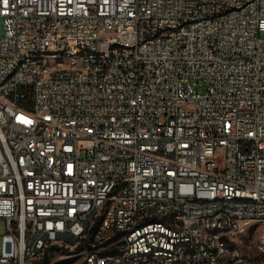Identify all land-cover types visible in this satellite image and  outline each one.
<instances>
[{
  "label": "built area",
  "instance_id": "obj_1",
  "mask_svg": "<svg viewBox=\"0 0 264 264\" xmlns=\"http://www.w3.org/2000/svg\"><path fill=\"white\" fill-rule=\"evenodd\" d=\"M252 218L264 0H0V264L41 242L88 264H263L217 258Z\"/></svg>",
  "mask_w": 264,
  "mask_h": 264
},
{
  "label": "bare ground",
  "instance_id": "obj_2",
  "mask_svg": "<svg viewBox=\"0 0 264 264\" xmlns=\"http://www.w3.org/2000/svg\"><path fill=\"white\" fill-rule=\"evenodd\" d=\"M91 59H99L101 58V51H90ZM64 63H73V56H49V64H64ZM37 66H46V59H37ZM89 75H96V68H89ZM248 222H257L262 224L261 218H252L247 220ZM244 221V222H247ZM166 223H173V216H166ZM243 231V229L239 230V234ZM220 235V227H209L208 228V238H216ZM233 242V237H224V249L218 250V242L216 239L208 240V247L210 250H218L217 258L221 259H229L232 255L237 252H241L238 248H234L231 243ZM234 242L236 241V237H234ZM253 247L257 248V256H262V248L264 247V229L260 236V240L253 243ZM52 248H64V246H52ZM63 250V249H62ZM49 251V242H41L40 246L37 247V255L29 256V263L38 257L46 254ZM244 255V254H243ZM247 256V255H245ZM154 259V250L144 251V254L139 256V251H130L129 255H127V262H137V264H147L149 261ZM88 264V262H86ZM264 264V258H263Z\"/></svg>",
  "mask_w": 264,
  "mask_h": 264
},
{
  "label": "rangeland",
  "instance_id": "obj_3",
  "mask_svg": "<svg viewBox=\"0 0 264 264\" xmlns=\"http://www.w3.org/2000/svg\"><path fill=\"white\" fill-rule=\"evenodd\" d=\"M205 84V83H203ZM245 230V225H248ZM6 226L5 222L0 221V237L5 233ZM263 232L262 224L257 222H243V231L241 230L239 237H236L237 242H243V249L247 256H252L253 258L257 256V248L253 247V243L260 240V236ZM1 247V238H0ZM53 253L49 255L48 264H87L84 259V255L80 254L83 250L78 247L74 252L65 248H52ZM82 253V252H81ZM43 256V255H42ZM41 257V256H40ZM39 257L31 262L35 264L39 261Z\"/></svg>",
  "mask_w": 264,
  "mask_h": 264
},
{
  "label": "trees",
  "instance_id": "obj_4",
  "mask_svg": "<svg viewBox=\"0 0 264 264\" xmlns=\"http://www.w3.org/2000/svg\"><path fill=\"white\" fill-rule=\"evenodd\" d=\"M53 253V249H50L46 254L43 256L39 257V261L36 262L35 264H48L49 263V255Z\"/></svg>",
  "mask_w": 264,
  "mask_h": 264
},
{
  "label": "crops",
  "instance_id": "obj_5",
  "mask_svg": "<svg viewBox=\"0 0 264 264\" xmlns=\"http://www.w3.org/2000/svg\"><path fill=\"white\" fill-rule=\"evenodd\" d=\"M250 224H248V225H245V230H246V228H247V226H249ZM231 245L234 247V248H238L241 252H243V254L244 255H247L246 254V252L244 251V249H243V242H234V244H233V242L231 243Z\"/></svg>",
  "mask_w": 264,
  "mask_h": 264
}]
</instances>
